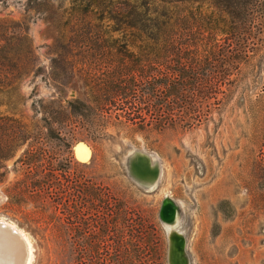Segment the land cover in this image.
Instances as JSON below:
<instances>
[{"label": "rangeland", "instance_id": "1", "mask_svg": "<svg viewBox=\"0 0 264 264\" xmlns=\"http://www.w3.org/2000/svg\"><path fill=\"white\" fill-rule=\"evenodd\" d=\"M27 1L0 2V127L10 128L14 120H18L31 131L15 155L3 161L4 167H0V174L5 171L0 182V217L25 233L33 254L30 264H50L48 257L54 258V247L49 243L48 257L43 254L38 262L36 239L30 233L24 215L6 198L5 189L21 176L20 170L15 171L18 166L15 167L14 162L30 146L34 148L42 143L38 133L46 114L38 101H49L59 94L55 83L48 78V72L50 61L61 53L59 46L63 42L58 41V36L62 29L58 19L67 18L62 13L67 2L53 0L49 11L42 14L28 9ZM259 2L264 5V0ZM50 12H54L53 16ZM259 12L255 14L259 21L245 31L247 57L231 74L230 86L218 95L219 102L204 108L206 116L200 124L160 132L136 131V100L129 97L124 102H130L131 106L110 100V106H107L112 111L109 118L105 117L108 114L96 115L89 111L84 121L97 126L108 119L112 124L120 122L122 125H109L102 132L81 127L69 139V149L53 138L46 142L52 153H60L64 158L69 154L72 156L68 175L73 183L88 181V184L93 183L94 187L102 189L99 198L103 199L92 201L90 207L87 204L80 208L78 201L66 202L70 211L74 214L81 211L87 219H101L100 206L106 203L103 193L110 191L112 198L122 203L128 217L136 223V251L148 248L147 232L155 224L166 252V231L158 212L162 200L168 197L178 207L179 217L174 229L184 239L183 253L187 264H264V6ZM20 35L23 38L15 40ZM113 36L119 35L115 33ZM13 51L26 62L18 70L21 80L14 90L7 85L12 72L8 62ZM132 56L98 55L97 60L93 59L94 63L86 66L92 69L93 75L102 78L109 77L118 67L121 85L129 87L136 84V63L132 61L136 55ZM109 59L122 60L123 63L118 66ZM150 67L155 69L154 76L157 75L156 69L162 68L160 73H164V66L153 64ZM85 91L91 93L90 88L80 82L76 88H66L62 96L73 99ZM143 118L147 120L146 116ZM79 141L90 148L89 162H78L73 156L72 147ZM82 147L85 148L80 145L78 150ZM136 152L147 154L152 164H156L157 178L151 187L139 185L128 173L131 162V169L135 172L147 179L151 175L143 158L131 159ZM55 156L57 158V154ZM22 208L24 213L32 209L30 205ZM63 208L60 205L53 214V209L45 204L39 207L38 216L47 221L55 215L64 219L68 215ZM89 232L94 229L90 228ZM1 234L2 245L8 239ZM74 240L75 264H90L87 258L78 259V255L83 256L84 249L80 250L76 234ZM10 243L13 244L11 251L14 252L15 248L22 256L26 254L25 243L21 245L17 240ZM104 244L106 246V243L100 244L102 248ZM18 245L22 248L19 249ZM13 256L6 264H24L22 256L19 261Z\"/></svg>", "mask_w": 264, "mask_h": 264}, {"label": "trees", "instance_id": "2", "mask_svg": "<svg viewBox=\"0 0 264 264\" xmlns=\"http://www.w3.org/2000/svg\"><path fill=\"white\" fill-rule=\"evenodd\" d=\"M52 1L28 0L26 5L43 14L49 11ZM259 1L61 0L67 2L62 11L67 18L58 19L62 29L58 41L63 43L59 46L60 55L50 61L48 72L59 94L49 101H38L46 114L38 133L42 143L34 148L30 146L14 162L18 166L15 171L20 170L21 176L5 189L6 198L24 215L36 239L38 262L43 254L48 257L51 243L54 258L48 257L50 264H75L76 234L80 250L84 249L80 251L83 256L77 257L87 258L90 264L166 263L164 244L155 224L147 232L148 248L136 251V223L110 191L103 193L106 203L100 206L101 219H87L81 211L74 214L69 210L66 202L70 200L78 201L80 208L101 201L102 189L88 181L73 183L68 175L72 156L64 158L56 153V158L46 142L53 138L69 149V139L81 127L102 132L109 125H122L112 124L108 119L97 126L84 121L89 111L108 114L105 117L109 118L110 100L127 106L130 102L124 100L129 97L136 100V131L160 132L200 124L206 116L204 108L219 102L217 97L230 86L231 74L247 57L245 31L256 23V15L264 6ZM115 33L119 36H113ZM21 35L15 40L20 41ZM118 54L136 55L132 59L136 63V84L122 86L118 67L107 78L93 75L87 67L98 55ZM110 61L118 66L123 63ZM8 63L12 72L7 85L14 90L21 80L18 70L26 62L13 51ZM153 64L164 66V73H160L162 68L156 69L154 76L155 69L150 67ZM80 82L91 93L79 92L73 99H64V90L76 88ZM30 135L27 125L18 120L10 128L0 127V167H4L2 162L12 158ZM4 175L5 171L0 174V182ZM45 204L53 209V214L57 207L64 206L68 217L60 219L55 215L49 221L43 220L38 214L39 207ZM27 205L32 209L24 213L22 207ZM90 228L94 232H89ZM103 243L106 246L102 248Z\"/></svg>", "mask_w": 264, "mask_h": 264}, {"label": "water", "instance_id": "3", "mask_svg": "<svg viewBox=\"0 0 264 264\" xmlns=\"http://www.w3.org/2000/svg\"><path fill=\"white\" fill-rule=\"evenodd\" d=\"M80 145H83L89 156L86 160H83L84 157L78 152V148ZM73 156L76 161L81 163L89 162L91 159V151L89 146L82 141L75 143L72 147ZM141 157L143 160L149 165L151 169V175L149 179L143 177L140 172H135L131 169V162L128 167L129 175L139 184L146 187H151L154 185L157 178V167L156 164H152L150 157L143 152H136L133 154L134 157ZM132 161V160H131ZM179 217L178 207L176 203L168 197H165L162 202L158 212V218L163 224L166 231V243H167V251H166V264H187L186 257L183 253V237L174 229V226L177 223ZM0 226L8 228L3 222L0 221ZM14 232V231H13Z\"/></svg>", "mask_w": 264, "mask_h": 264}, {"label": "bare ground", "instance_id": "4", "mask_svg": "<svg viewBox=\"0 0 264 264\" xmlns=\"http://www.w3.org/2000/svg\"><path fill=\"white\" fill-rule=\"evenodd\" d=\"M86 150H87L86 148H83L82 147V148H80L78 150V152L81 155H83V157L85 158V157H88ZM0 221L3 222L8 227V228H5L4 229L3 227L0 226V233H2L3 235H6L7 236V239H8V242L3 243L2 245L0 243V264H6L7 261H10V256L11 255L12 256L14 255L13 257L16 258L15 261H17L22 256L20 254V251L18 249L15 250V248H14V252L11 251L13 249L12 248L13 247V244H11L10 241H12V240H17L18 243H21V245L23 243H25V246L24 247H26V254L24 253V256H22L24 258V260H23V258L21 260H23L22 263L24 262V264H30L31 263V260H32V257H33V254H32V251H31V247L29 246L30 243H29V241H28L25 233H23L13 223H11L10 221H7L6 219H4L2 217H0ZM26 242L28 244H26ZM18 247H19V245H18ZM24 247H23V249H25ZM21 248L19 247V249H21ZM2 260H3L4 263L2 262ZM12 260H13V258H12ZM19 264H20V262H19Z\"/></svg>", "mask_w": 264, "mask_h": 264}]
</instances>
